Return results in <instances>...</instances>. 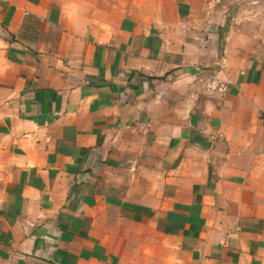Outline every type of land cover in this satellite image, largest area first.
<instances>
[{"label": "crops", "instance_id": "0c3cea01", "mask_svg": "<svg viewBox=\"0 0 264 264\" xmlns=\"http://www.w3.org/2000/svg\"><path fill=\"white\" fill-rule=\"evenodd\" d=\"M264 0H0V264H264Z\"/></svg>", "mask_w": 264, "mask_h": 264}, {"label": "built area", "instance_id": "2783aa9c", "mask_svg": "<svg viewBox=\"0 0 264 264\" xmlns=\"http://www.w3.org/2000/svg\"><path fill=\"white\" fill-rule=\"evenodd\" d=\"M261 118L264 121V103H263V106H262V109H261Z\"/></svg>", "mask_w": 264, "mask_h": 264}]
</instances>
